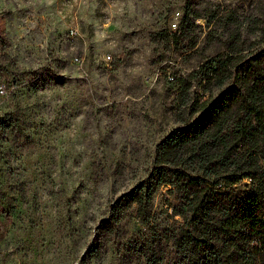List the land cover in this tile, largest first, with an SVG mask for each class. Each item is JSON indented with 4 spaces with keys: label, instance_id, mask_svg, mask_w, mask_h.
Masks as SVG:
<instances>
[{
    "label": "rangeland",
    "instance_id": "obj_1",
    "mask_svg": "<svg viewBox=\"0 0 264 264\" xmlns=\"http://www.w3.org/2000/svg\"><path fill=\"white\" fill-rule=\"evenodd\" d=\"M186 3L199 13L189 33L154 38ZM228 14L242 38L260 37L264 0H0V264H148L153 232L162 264H180L170 185L149 225L134 204L112 231L102 220L179 127L169 79L224 47Z\"/></svg>",
    "mask_w": 264,
    "mask_h": 264
},
{
    "label": "trees",
    "instance_id": "obj_2",
    "mask_svg": "<svg viewBox=\"0 0 264 264\" xmlns=\"http://www.w3.org/2000/svg\"><path fill=\"white\" fill-rule=\"evenodd\" d=\"M198 16L186 3L176 29L153 37L175 43ZM231 16L218 18L232 25L224 47L169 79L180 125L157 146L148 176L109 202L102 220L110 232L134 204L136 218L149 225L156 189L170 185L181 198L172 233L180 264H264V29L258 39L242 38ZM196 79L201 93L192 91ZM153 233L140 252L148 264H162Z\"/></svg>",
    "mask_w": 264,
    "mask_h": 264
},
{
    "label": "built area",
    "instance_id": "obj_3",
    "mask_svg": "<svg viewBox=\"0 0 264 264\" xmlns=\"http://www.w3.org/2000/svg\"><path fill=\"white\" fill-rule=\"evenodd\" d=\"M77 60H78V59H77ZM0 91H3V87H2V86L0 87Z\"/></svg>",
    "mask_w": 264,
    "mask_h": 264
}]
</instances>
